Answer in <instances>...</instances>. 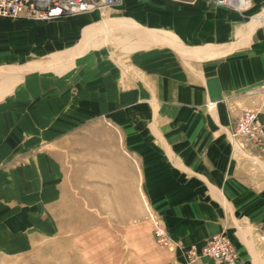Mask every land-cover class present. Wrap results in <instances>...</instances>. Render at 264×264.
I'll list each match as a JSON object with an SVG mask.
<instances>
[{
    "label": "crops",
    "instance_id": "obj_1",
    "mask_svg": "<svg viewBox=\"0 0 264 264\" xmlns=\"http://www.w3.org/2000/svg\"><path fill=\"white\" fill-rule=\"evenodd\" d=\"M246 109L264 122V0L0 17V255L59 231L70 201L129 217L142 196L174 264H224L183 253L221 232L235 264H264V146L232 136Z\"/></svg>",
    "mask_w": 264,
    "mask_h": 264
},
{
    "label": "rangeland",
    "instance_id": "obj_2",
    "mask_svg": "<svg viewBox=\"0 0 264 264\" xmlns=\"http://www.w3.org/2000/svg\"><path fill=\"white\" fill-rule=\"evenodd\" d=\"M107 206L106 202H68L59 231L29 251L0 255V264H174V248L160 245L153 236L147 207L165 224L144 197L131 203L129 217L108 216L112 211ZM114 213H121L117 203Z\"/></svg>",
    "mask_w": 264,
    "mask_h": 264
},
{
    "label": "built area",
    "instance_id": "obj_3",
    "mask_svg": "<svg viewBox=\"0 0 264 264\" xmlns=\"http://www.w3.org/2000/svg\"><path fill=\"white\" fill-rule=\"evenodd\" d=\"M214 1L239 11L245 10L251 2V0ZM120 2L121 0H0V17H25L38 20L60 15H75ZM232 136L242 145H253L258 148L264 146V126L259 121L256 109L243 110L236 117ZM147 210L157 243L170 248L181 246L179 241L171 239L166 227L154 217L148 207ZM183 253L189 262L205 256L224 264H235L238 257L230 238L223 232L211 235L200 247L191 245L185 248Z\"/></svg>",
    "mask_w": 264,
    "mask_h": 264
},
{
    "label": "bare ground",
    "instance_id": "obj_4",
    "mask_svg": "<svg viewBox=\"0 0 264 264\" xmlns=\"http://www.w3.org/2000/svg\"><path fill=\"white\" fill-rule=\"evenodd\" d=\"M234 143H235V141H234Z\"/></svg>",
    "mask_w": 264,
    "mask_h": 264
}]
</instances>
